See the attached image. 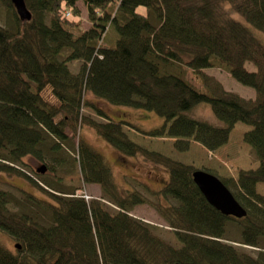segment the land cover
<instances>
[{
  "label": "trees",
  "instance_id": "1",
  "mask_svg": "<svg viewBox=\"0 0 264 264\" xmlns=\"http://www.w3.org/2000/svg\"><path fill=\"white\" fill-rule=\"evenodd\" d=\"M0 1L11 14V24L0 26V172L18 174L51 197L47 202L0 190V232L18 243L15 252L0 245V264H264V200L256 192L264 184V43L232 17L238 14L262 31L264 0H24L30 20H21L10 0ZM78 2L86 28L62 16L80 17ZM210 68L251 88L254 99L215 94L186 79ZM85 93L114 107L151 112L163 124L144 131L114 121ZM200 103L209 106L219 126L185 118ZM84 109L103 122L89 120ZM236 123L250 127L242 141L258 164L237 178L220 179L245 210L240 219L206 202L190 165L145 150L122 132L128 126L154 138L170 131L176 152L197 157L226 144ZM84 126L125 145L129 156L142 155L167 170L160 193L177 205L155 209L171 229L174 246L157 238L152 225L128 215L145 200L115 190L103 156L81 136L73 142ZM61 145L76 147V157ZM25 157L44 163L53 175L41 183L24 174ZM61 169L66 175L56 178ZM65 178L99 186L100 199L114 208L75 194L79 186H68ZM28 206L34 213L22 211ZM227 222L238 224L240 244L257 248L256 258L222 242Z\"/></svg>",
  "mask_w": 264,
  "mask_h": 264
},
{
  "label": "rangeland",
  "instance_id": "2",
  "mask_svg": "<svg viewBox=\"0 0 264 264\" xmlns=\"http://www.w3.org/2000/svg\"><path fill=\"white\" fill-rule=\"evenodd\" d=\"M77 5L81 10L80 17H69L68 19L74 22L79 21L81 26L86 28L88 23L86 22V16L82 3L78 2ZM137 12L145 14L142 9H138ZM232 17L247 26L255 34V36L262 43H264V29L262 31L254 30L247 25L243 18L238 14H232ZM10 24L11 14L5 5L0 1V26L7 27ZM77 68L78 64L72 65L71 67L73 71H76ZM246 68L252 69V66L248 65ZM198 76L199 77H196L193 74H188L186 79L196 88L208 89L209 92L212 91L215 94L228 92L237 95L243 100H253L255 97L254 91L251 88L243 86L233 80L225 70L218 68L204 69L200 71ZM84 95L85 99L89 102L95 103L101 111L111 117L114 121L125 120L126 122H129L144 131L158 128L163 124V119L151 112L135 111L126 107H114L107 103L98 102V100L89 93H85ZM83 114H85L89 120L92 119V121L103 122L102 119L100 120L88 109H84ZM185 118L188 120L195 119L205 121L214 126H219L221 124L215 118L209 106L204 103L194 106L191 111L185 114ZM173 122L174 121L168 123L171 124ZM193 129L194 127L190 125V129H188L189 131H187V133L192 134ZM249 129L250 127L243 123H236L229 134L226 144L212 152L203 149V154L200 153V155L198 153L197 157H192L187 152L185 154L178 153L172 148L173 140L171 139V136L168 135V133H171L170 131L168 133L165 132L162 135H157L154 138H149L144 135H140L132 127L122 126V132H124L130 140H133L141 148L156 152L174 161H183L185 164L190 165L193 170L209 172L218 179L237 178L239 171L253 170L257 167L258 164L253 152L250 147L242 141V134ZM66 132L69 133L68 130H66ZM80 136L89 144V146L98 151L103 156L107 165L110 166L112 183L115 190L119 194L136 192L145 200V203L132 207L128 212V215L143 222L144 224L152 225L154 227V234L157 238L170 246H174L176 242L173 238L172 232L170 231L171 229L167 227L166 222L160 217L155 209L158 204L161 208L170 209L177 205L174 199L169 196H162L160 193L162 191V186L168 178L167 170L162 166H159V164H155L151 160L142 157V155L129 156L131 151L125 145L114 139L104 140L98 136L93 129L87 126L82 127L80 133L74 135L73 142L76 143L77 140L80 139ZM50 140L51 138H49V141L47 140L46 143L50 144ZM61 146L64 152L69 154L70 158H73L74 156L76 157V147L73 146L74 150H72L70 146ZM192 146V148L196 150L194 147L198 145L195 143ZM23 162L26 164V167L20 169V171L33 175L34 178L37 181L39 180L41 183L43 181L46 182L49 180L48 177L53 175V172H47L45 170L42 174L45 175L38 177L36 175L39 174L36 172L37 169L41 166H45L47 168V166L44 163L30 157H25ZM73 165L71 171L75 174L78 172V166L77 163H73ZM63 172L64 171L62 169L61 171L58 170L56 178L65 176L66 173ZM63 180L68 186L69 184L72 186H79V189L75 192V194L84 197L87 201L90 199L100 200V202L105 204L106 209L112 210L114 208L110 203L100 199L101 191L99 186L93 184H81L75 179L72 182L67 181L66 178ZM68 186L63 188L66 189ZM58 187L60 188V185H58ZM45 188L46 187H44V189ZM229 189L232 188L229 186ZM0 190L7 191L16 197H19L20 192L29 193L38 200L51 202V197H49L45 191L38 190L34 184L30 183L27 179L18 174L0 172ZM256 192L264 200L263 183L256 185ZM31 210L35 211L36 208L28 206L22 209L23 212L28 214L34 213ZM11 211L15 212L16 210ZM223 239L224 240H222V242L239 250V252H242L247 256L249 255L253 259L257 257V248L246 247L240 244V227L238 224L234 222H227L224 227ZM0 245L3 248L15 252L16 245L18 246V243L9 235L1 231ZM259 247L263 246L259 244ZM261 250H263V248H261Z\"/></svg>",
  "mask_w": 264,
  "mask_h": 264
},
{
  "label": "water",
  "instance_id": "3",
  "mask_svg": "<svg viewBox=\"0 0 264 264\" xmlns=\"http://www.w3.org/2000/svg\"><path fill=\"white\" fill-rule=\"evenodd\" d=\"M10 2L21 20H30V12L27 10L24 0H10ZM37 172L43 174L45 168L41 166L37 169ZM191 178L206 202L220 214L236 219L243 218L246 215L245 210L217 177L205 171L194 170Z\"/></svg>",
  "mask_w": 264,
  "mask_h": 264
},
{
  "label": "built area",
  "instance_id": "4",
  "mask_svg": "<svg viewBox=\"0 0 264 264\" xmlns=\"http://www.w3.org/2000/svg\"><path fill=\"white\" fill-rule=\"evenodd\" d=\"M62 16H63V17H66V18H69V17H70V15H69L68 12H63V13H62Z\"/></svg>",
  "mask_w": 264,
  "mask_h": 264
},
{
  "label": "bare ground",
  "instance_id": "5",
  "mask_svg": "<svg viewBox=\"0 0 264 264\" xmlns=\"http://www.w3.org/2000/svg\"><path fill=\"white\" fill-rule=\"evenodd\" d=\"M14 7V6H13ZM37 172V171H36Z\"/></svg>",
  "mask_w": 264,
  "mask_h": 264
},
{
  "label": "crops",
  "instance_id": "6",
  "mask_svg": "<svg viewBox=\"0 0 264 264\" xmlns=\"http://www.w3.org/2000/svg\"><path fill=\"white\" fill-rule=\"evenodd\" d=\"M209 153V152H208Z\"/></svg>",
  "mask_w": 264,
  "mask_h": 264
}]
</instances>
